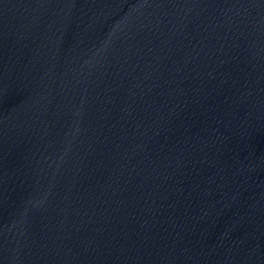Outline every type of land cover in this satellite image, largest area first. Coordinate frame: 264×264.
Returning <instances> with one entry per match:
<instances>
[{
  "label": "water",
  "instance_id": "obj_1",
  "mask_svg": "<svg viewBox=\"0 0 264 264\" xmlns=\"http://www.w3.org/2000/svg\"><path fill=\"white\" fill-rule=\"evenodd\" d=\"M0 264H264V0H0Z\"/></svg>",
  "mask_w": 264,
  "mask_h": 264
}]
</instances>
